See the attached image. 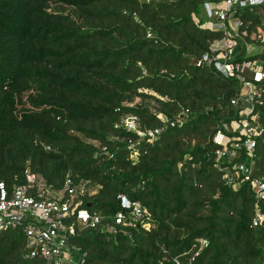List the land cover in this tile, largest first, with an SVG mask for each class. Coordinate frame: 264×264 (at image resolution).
Listing matches in <instances>:
<instances>
[{
  "label": "trees",
  "instance_id": "trees-1",
  "mask_svg": "<svg viewBox=\"0 0 264 264\" xmlns=\"http://www.w3.org/2000/svg\"><path fill=\"white\" fill-rule=\"evenodd\" d=\"M221 1L0 0V182L10 190L30 171L55 190L66 176L81 183L86 191L72 207L102 217L95 229L67 222L84 264H264V220L251 226L249 185L231 187L213 167L212 137L236 115L229 100L239 84L194 66L222 38L202 15ZM261 9H240V30L264 27ZM237 41L241 60L249 40ZM261 44L247 59L264 73ZM183 113V124L151 145L121 125L134 116L145 131L162 126L158 114ZM128 141L138 142L135 162ZM253 177L264 181V133ZM119 194L145 208L156 228L103 231ZM23 244L19 230L0 233V264H47L25 259Z\"/></svg>",
  "mask_w": 264,
  "mask_h": 264
},
{
  "label": "built area",
  "instance_id": "built-area-1",
  "mask_svg": "<svg viewBox=\"0 0 264 264\" xmlns=\"http://www.w3.org/2000/svg\"><path fill=\"white\" fill-rule=\"evenodd\" d=\"M253 7H262L259 15L264 18V0H222L213 7L204 5L209 20L207 28L220 32L222 38L212 42L209 51L195 60L194 66L211 67L219 76L239 84V90L229 100L236 115L223 127L224 130L218 129L212 137L215 147L213 167L222 172L227 185H249L254 200L251 226L256 227L264 220L260 210V204L264 201V181L253 177L255 148L264 133L259 114L263 103L264 73L253 60L247 58L260 49L262 51L264 27L257 26L250 32L242 31V21L237 17L240 9L249 8L252 11ZM146 37H151V34L148 32ZM242 39H248L249 43H243L244 56L240 60L237 58L241 51L237 40ZM241 113L243 115H239ZM184 116L185 113L175 120H169L158 114L156 118L162 126L145 131L138 128L134 116L122 118L121 125L126 132L138 135L140 140L151 145L164 129L181 126ZM225 131L234 133L235 137L228 138ZM127 151L128 159L137 161L141 153L138 142L128 141ZM100 154L110 158L105 147L101 148ZM24 179L23 184L14 185L10 190L0 182V233L22 232L25 259H42L47 264H84L87 255L69 243L75 232L73 225L67 222L95 229L102 221V217L96 213L72 207L76 193L82 195L84 191H79L69 176H66L59 190L38 182L36 175L30 171H25ZM117 199L119 210L112 217V223L102 226L103 231L115 233L116 228L122 227L149 232L156 228V221L139 203L131 202L122 194ZM174 262L178 264L176 260Z\"/></svg>",
  "mask_w": 264,
  "mask_h": 264
},
{
  "label": "rangeland",
  "instance_id": "rangeland-1",
  "mask_svg": "<svg viewBox=\"0 0 264 264\" xmlns=\"http://www.w3.org/2000/svg\"><path fill=\"white\" fill-rule=\"evenodd\" d=\"M207 19H208V18L204 16V20H203V22L208 21ZM208 24H209V21H208ZM239 115H243V114L241 113V114H239ZM77 188H78L79 191H80V190H82V191H84V192L86 191L81 183L77 185Z\"/></svg>",
  "mask_w": 264,
  "mask_h": 264
},
{
  "label": "crops",
  "instance_id": "crops-1",
  "mask_svg": "<svg viewBox=\"0 0 264 264\" xmlns=\"http://www.w3.org/2000/svg\"><path fill=\"white\" fill-rule=\"evenodd\" d=\"M202 15L206 17V14H205V9H204V7L202 8ZM207 20H208V19H207ZM207 23H208V21H206V25H208Z\"/></svg>",
  "mask_w": 264,
  "mask_h": 264
}]
</instances>
